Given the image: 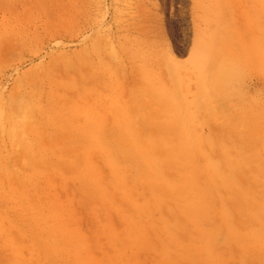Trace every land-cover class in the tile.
Returning <instances> with one entry per match:
<instances>
[{
    "label": "rangeland",
    "instance_id": "1",
    "mask_svg": "<svg viewBox=\"0 0 264 264\" xmlns=\"http://www.w3.org/2000/svg\"><path fill=\"white\" fill-rule=\"evenodd\" d=\"M0 264H264V0H0Z\"/></svg>",
    "mask_w": 264,
    "mask_h": 264
},
{
    "label": "bare ground",
    "instance_id": "2",
    "mask_svg": "<svg viewBox=\"0 0 264 264\" xmlns=\"http://www.w3.org/2000/svg\"><path fill=\"white\" fill-rule=\"evenodd\" d=\"M220 65V64H219ZM215 72V71H214ZM215 74V73H214ZM228 74H229V72H228ZM227 74V75H228ZM229 75H231V74H229ZM221 75L219 74V77H220ZM218 77V76H217ZM218 77V78H219ZM223 77V76H222ZM214 79V78H213ZM223 79V78H222ZM221 80V79H220ZM219 80V81H220ZM222 81V80H221ZM12 103H14V102H12ZM19 103V102H18ZM22 104H24V103H22ZM22 104H15L14 105V110H15V112H16V114L19 116V119L20 118H22V117H25V115L27 114V112L28 111H30V109H31V105L30 106H25V104H24V106H22ZM31 111H33V109L31 110ZM30 115V114H29ZM12 116V115H11ZM12 119V118H11ZM14 119H15V117H14ZM13 121V120H12ZM23 121V120H22ZM24 123V122H23ZM12 124V123H11ZM16 124V123H15ZM224 124V123H223ZM12 125H14V122H13V124ZM17 125V124H16ZM25 125V124H24ZM19 126V125H18ZM17 126V127H18ZM23 126V125H22ZM237 126V125H236ZM14 127H16V126H14ZM223 127V126H222ZM20 128V127H19ZM220 128V127H219ZM237 128V127H236ZM241 128V127H240ZM21 129V128H20ZM222 129V128H221ZM237 130V129H236ZM225 132H226V130H225ZM231 132V131H230ZM243 132V131H242ZM217 133V132H216ZM222 133V132H221ZM228 133V132H227ZM238 133V132H237ZM232 134H233V131H232ZM222 135V134H221ZM224 135V134H223ZM227 135V134H226ZM236 136V135H235ZM224 138V137H223ZM214 141H215V139H214ZM251 143V142H250ZM253 155V154H252ZM249 157H250V155H249ZM210 158H212V157H210ZM209 158V159H210ZM251 158V157H250ZM261 158V157H260ZM215 159V158H214ZM223 159V158H222ZM219 160H220V158H219ZM257 160V159H256ZM261 160V159H260ZM216 161V160H215ZM222 163V162H221ZM219 164V163H218ZM260 164V163H259ZM231 165H232V163H231ZM239 165V164H238ZM218 166V165H217ZM235 167V166H234ZM219 168H220V166H219ZM231 168V167H230ZM229 169V168H228ZM236 170H238V169H236ZM234 172V171H233ZM229 175V174H228ZM224 176V175H223ZM220 187V186H219ZM222 189V188H221ZM245 200V199H244ZM253 208V207H252Z\"/></svg>",
    "mask_w": 264,
    "mask_h": 264
}]
</instances>
